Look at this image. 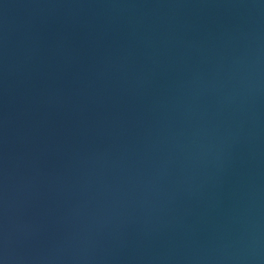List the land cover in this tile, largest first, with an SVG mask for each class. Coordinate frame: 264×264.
<instances>
[{"label":"water","instance_id":"1","mask_svg":"<svg viewBox=\"0 0 264 264\" xmlns=\"http://www.w3.org/2000/svg\"><path fill=\"white\" fill-rule=\"evenodd\" d=\"M0 264H264V0H0Z\"/></svg>","mask_w":264,"mask_h":264}]
</instances>
